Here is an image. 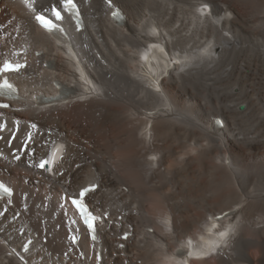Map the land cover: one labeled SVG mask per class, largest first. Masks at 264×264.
<instances>
[{"label":"bare ground","instance_id":"6f19581e","mask_svg":"<svg viewBox=\"0 0 264 264\" xmlns=\"http://www.w3.org/2000/svg\"><path fill=\"white\" fill-rule=\"evenodd\" d=\"M28 1L0 0V64L29 62L14 78L20 102L0 111V179L14 190L0 199V264H97L68 202L94 185L84 203L108 217L100 264H183L218 215L220 252L190 264H264V0H76L84 29L70 23L62 43L33 22L60 0ZM146 41L181 64L169 69ZM58 86L67 103L31 106ZM56 140L65 155L50 177L33 164Z\"/></svg>","mask_w":264,"mask_h":264},{"label":"snow or ice","instance_id":"6c2138e0","mask_svg":"<svg viewBox=\"0 0 264 264\" xmlns=\"http://www.w3.org/2000/svg\"><path fill=\"white\" fill-rule=\"evenodd\" d=\"M60 3L65 5L66 7H73V8L75 7L73 0H60ZM51 12H52V15L55 17L56 20L62 19L61 12L59 10H57V8L55 6L52 7ZM35 19L37 20L38 23L41 24L42 27H44L45 29H47L49 31L53 30L56 27V25L53 23V21L51 19L46 18L44 15L37 14ZM22 67H24V66L20 65V64H17L13 67L12 65L5 63L3 65V67L0 68V71H4V72L18 71ZM0 107H7V105H0ZM2 127L3 126L0 125V128H2ZM17 159H19V157H17ZM45 164H46V161H42L38 166L40 168H44ZM0 187H3V185H0ZM4 191L7 192L9 190L7 188H5ZM88 191H89V189H83L79 193V195L81 197H84L86 192H88ZM72 203H73V205H75L78 208V210H80V211L84 210L82 204L79 201H77L76 199H73ZM0 215H3V213H0ZM86 223H87L88 229L90 231H93L94 230V224L91 222V220L86 221ZM125 238H127V237L125 236ZM73 242H75V241H73Z\"/></svg>","mask_w":264,"mask_h":264},{"label":"rangeland","instance_id":"374dc122","mask_svg":"<svg viewBox=\"0 0 264 264\" xmlns=\"http://www.w3.org/2000/svg\"><path fill=\"white\" fill-rule=\"evenodd\" d=\"M16 36H17V34L14 35V38H15ZM109 190H110V189H108V191H109Z\"/></svg>","mask_w":264,"mask_h":264}]
</instances>
